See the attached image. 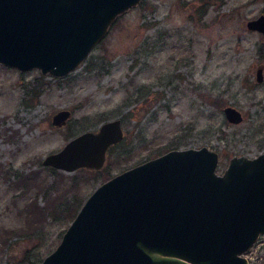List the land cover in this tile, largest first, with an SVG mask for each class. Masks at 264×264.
I'll return each mask as SVG.
<instances>
[{"label":"rangeland","instance_id":"obj_1","mask_svg":"<svg viewBox=\"0 0 264 264\" xmlns=\"http://www.w3.org/2000/svg\"><path fill=\"white\" fill-rule=\"evenodd\" d=\"M263 12L264 0H141L65 76L0 63V264H39L81 207L68 217L53 210L32 226L27 202L36 197L47 206L50 198L27 191L16 171L62 181V192L76 174L65 196L82 205L106 180L100 170L111 177L172 148L217 150L219 172L233 155L263 151L264 81L256 69L264 64V34L247 27ZM227 104L242 111V121L226 118ZM62 108L71 116L56 125ZM114 117L124 137L108 148L102 168H57V175L43 163L74 135ZM253 249L244 253L249 264H264V246Z\"/></svg>","mask_w":264,"mask_h":264},{"label":"water","instance_id":"obj_2","mask_svg":"<svg viewBox=\"0 0 264 264\" xmlns=\"http://www.w3.org/2000/svg\"><path fill=\"white\" fill-rule=\"evenodd\" d=\"M141 0H0V63L65 76ZM264 34V12L247 20ZM263 65L257 79H263ZM231 122L243 120L232 104ZM71 110L54 113L64 124ZM124 137L121 117L71 137L43 163L66 171L100 169ZM220 155L178 147L109 177L89 194L58 245L39 264H249L245 251L264 232V150Z\"/></svg>","mask_w":264,"mask_h":264},{"label":"trees","instance_id":"obj_3","mask_svg":"<svg viewBox=\"0 0 264 264\" xmlns=\"http://www.w3.org/2000/svg\"><path fill=\"white\" fill-rule=\"evenodd\" d=\"M49 169L55 173V174H59L57 171V168L53 167V166H49ZM88 170V169H85ZM106 169H102L100 170V174H102L104 179H108L109 178V173L105 172ZM90 173L92 172V170H88ZM98 171V170H97ZM94 171V172H97ZM16 174L18 175L19 178H21V180H23V183H21L23 186H25L27 191H32L33 193H35V195H38V193H45L49 199V202L47 203L48 205L46 206H41L38 204L36 197H32L31 200H29L26 204V207L24 208V213L27 219V222L30 224H32V226L36 227L39 225H43L45 217L48 214H53V210H55L57 213H63L66 215V217L68 216H74L75 211L78 209L79 206H81V201H79V199H77L78 201H73V203H70L69 201H67V196H65L67 193H69V189H72L73 186L79 181L77 175H73L70 176L69 178L71 179V182L69 183L70 187L67 190H64L63 192L61 191L62 187H58V184L60 185V181L57 182H47V179L45 180V182L43 183L42 181H38L39 178V174L38 173H33L32 175H30V177H25L22 176L18 173V171H16ZM23 177V178H22ZM64 181V180H63ZM68 185V186H69ZM57 196H55V195ZM50 200L52 202H50ZM74 200V199H73ZM75 202H79L77 205L75 204ZM53 204L54 207H50V205ZM55 217H57L56 214H54ZM29 259L31 258V256H27ZM35 264V263H34Z\"/></svg>","mask_w":264,"mask_h":264},{"label":"flooded vegetation","instance_id":"obj_4","mask_svg":"<svg viewBox=\"0 0 264 264\" xmlns=\"http://www.w3.org/2000/svg\"><path fill=\"white\" fill-rule=\"evenodd\" d=\"M260 65H263V67H264V64H260ZM256 80L258 81V82H263L264 81V68H263V79L262 80H258L257 79V69H256ZM243 118H244V116H243ZM219 172V171H218ZM221 173V172H220ZM264 246V232H262V233H260L259 235H258V237L255 239V241L250 245V247L245 251V253L246 252H248V251H254V247L256 248V247H263ZM258 249V248H257ZM257 251V250H256ZM250 261V260H249Z\"/></svg>","mask_w":264,"mask_h":264}]
</instances>
